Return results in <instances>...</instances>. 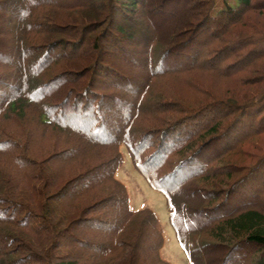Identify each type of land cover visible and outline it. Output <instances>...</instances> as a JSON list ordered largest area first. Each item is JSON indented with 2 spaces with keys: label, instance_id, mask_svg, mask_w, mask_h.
Returning <instances> with one entry per match:
<instances>
[{
  "label": "trees",
  "instance_id": "16d2710c",
  "mask_svg": "<svg viewBox=\"0 0 264 264\" xmlns=\"http://www.w3.org/2000/svg\"><path fill=\"white\" fill-rule=\"evenodd\" d=\"M7 6L0 264H169L155 215L134 211L115 177L122 145L164 196L187 264H264V0H0ZM120 65L137 72L127 91L112 80ZM168 73L185 83V102L148 103ZM34 115L46 146L37 157L24 125ZM80 154L98 158L67 177L51 169Z\"/></svg>",
  "mask_w": 264,
  "mask_h": 264
},
{
  "label": "rangeland",
  "instance_id": "374dc122",
  "mask_svg": "<svg viewBox=\"0 0 264 264\" xmlns=\"http://www.w3.org/2000/svg\"><path fill=\"white\" fill-rule=\"evenodd\" d=\"M11 4V3H10ZM237 5L236 1H232L230 6L235 7ZM9 9V6L7 7H3L2 10H0V26L3 24V18L7 17L6 15V11ZM223 9V5L220 3H215V5L212 7V9L210 10V15H215L218 11ZM178 12L177 15L172 16L174 19L176 17L179 16V18L183 15V10L180 7H176L174 13L176 14ZM171 17V18H172ZM146 55V53H145ZM123 58H126V63H131V64H136L139 67H142V69H145L146 66L143 65L142 62H139V60H135L132 58V56L129 55H120ZM125 64V63H124ZM143 65V66H142ZM128 66V65H127ZM129 67V66H128ZM138 67V68H139ZM119 78H114L112 80H114L115 82L118 83V90L122 89L123 91H127V84H126V80H129L130 82H134V77L136 78V74L135 70L133 69L132 71H129L125 66H119ZM142 70V73L143 74ZM174 72V71H173ZM173 74L168 73L166 74L163 78L161 79H155L152 82V86H153V98L152 99H148V103H152L155 100H159V101H163V99H169L170 103L172 104H178V101L181 102H185L183 101L184 99L180 96V93H178V91L180 89H185V83H183L180 79L178 78H174V76H171ZM139 76H141L139 74ZM105 79V78H102ZM107 80V79H106ZM106 80H103V82H101V85L103 88H107L108 86L112 87V83L107 82ZM126 89V90H125ZM102 93H105L107 91H105V89L100 90ZM109 91V90H108ZM135 92L134 94H132V97H135ZM201 99V98H200ZM188 102V101H187ZM199 102H203V100L201 99V101L196 99V103L195 104H199ZM151 108V107H149ZM152 109V108H151ZM165 114L169 111V109L164 106L163 107ZM177 109V107H176ZM145 111V109H144ZM172 117L175 118L177 116V112L173 111V113H168V117ZM0 121H4V123L1 125L6 129V126L8 125V121L7 119V114L4 116H0ZM135 121L137 122V118L135 119ZM25 128L27 130H33L34 132H31L32 134H34V139L31 141L30 146H28L26 149L28 151V155L32 156V157H37V154L39 155L42 154L44 152V149L46 148V146H43L40 141L41 138H43L44 134H41V129L40 127H38L36 125V116L34 115V118H32V121L29 120H25ZM2 128V127H1ZM4 128H2L3 130H5ZM12 129V128H11ZM10 130L7 131V133H11ZM53 133L52 131H47V133ZM24 133V132H23ZM45 135V136H46ZM35 137H38V141H35ZM40 137V139H39ZM74 137V136H72ZM68 141V140H66ZM29 143V142H28ZM49 145V144H48ZM66 148H71L69 146H67ZM119 152L121 154L122 157V164L121 166L118 168V170L116 171L115 177L116 179L121 182L124 187L127 190V194H128V198H129V203H130V207L134 210V211H141L143 209H149L153 212V214L155 215L158 224L160 226L161 232H162V237L164 240L163 246L162 248H160L159 251V255L161 257L162 260L168 262L169 264H187V259L186 256L183 252V250L181 249V247L179 246L176 236H175V232L170 224L169 221V215H168V211L166 208V201L164 196L159 193L156 190H153L145 181V179L143 178V176L139 173V171L134 167L132 160L130 158V155L126 149L125 146H120L119 148ZM209 154V152H208ZM26 156V155H25ZM82 156V157H81ZM85 154H80L79 159L74 158L71 159L70 161H68V164H58L55 168H51V169H56L55 171L60 172L64 177L67 176H71L72 174H75L78 170L79 167H83L81 162H90L87 163L89 165H91L93 162V159H97L98 157H96L95 154H90L87 155L86 157H84ZM66 162V161H64ZM87 166V165H86ZM67 174V175H65ZM147 231L144 232V235ZM152 240L154 239L153 237H150Z\"/></svg>",
  "mask_w": 264,
  "mask_h": 264
}]
</instances>
